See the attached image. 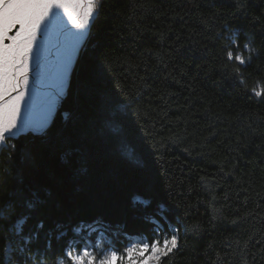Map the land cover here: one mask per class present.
<instances>
[{
  "label": "trees",
  "instance_id": "1",
  "mask_svg": "<svg viewBox=\"0 0 264 264\" xmlns=\"http://www.w3.org/2000/svg\"><path fill=\"white\" fill-rule=\"evenodd\" d=\"M98 4L90 42L49 124L0 150V206L39 193L34 210H22L31 216L25 231L42 220L53 233L27 264H69L65 245L81 247V238L98 234L72 226L134 221L138 201L149 200L165 203L177 230L178 247L161 264H264V97L251 91L264 88V0ZM233 36L240 48L252 45L245 65L227 57L237 55ZM105 93L120 94L127 121L109 117ZM109 119L124 123L118 135ZM5 216L8 235L15 217ZM57 224L66 233L59 240ZM100 232L119 253L141 234L124 226Z\"/></svg>",
  "mask_w": 264,
  "mask_h": 264
},
{
  "label": "snow or ice",
  "instance_id": "2",
  "mask_svg": "<svg viewBox=\"0 0 264 264\" xmlns=\"http://www.w3.org/2000/svg\"><path fill=\"white\" fill-rule=\"evenodd\" d=\"M98 7V0H0V147L14 148L8 141L18 138L31 127L27 116L31 107V101L27 99L30 80L35 69V81L39 83L41 60L48 37L53 36L64 48L59 73L63 84L73 68V58L90 42V25L97 15ZM244 47L249 48V44L245 43ZM227 57L229 60L235 59L240 65L246 63L242 55L234 56L232 51L227 52ZM94 71L97 79L103 82L106 77L103 62L97 60ZM251 91L256 97H264V88L258 90L254 87ZM119 95L105 93L103 102L109 117L118 115L122 121H127L128 106L119 99ZM107 123L115 135L125 126L114 119H109ZM120 146L130 160L136 159L134 149H130L126 143ZM39 200V193L21 192L16 194L15 199H9L0 206V220L7 218L6 212L15 217L7 230L8 235L4 234L5 229L0 225V244L5 245L0 264H27L33 259L29 253L41 239L50 242L53 238L52 230H44L42 220L36 223L34 230L25 231L31 216L22 210H34ZM138 203L143 207L134 221L114 224L96 219L87 227L82 226L83 222L71 227L74 232H100L102 229L111 230L121 226L135 228L141 232L138 242L126 246L120 254L114 249L104 251L99 258L88 250L87 245L79 254H74L71 250L73 244L67 243L62 251L69 264H161V260L178 247L177 230L172 228L163 201ZM63 229L64 225H56L57 240L65 236ZM169 229L172 233L170 236L167 235ZM149 230L150 236L143 234ZM36 254H40L38 249ZM59 264H64V261L61 260Z\"/></svg>",
  "mask_w": 264,
  "mask_h": 264
},
{
  "label": "rangeland",
  "instance_id": "3",
  "mask_svg": "<svg viewBox=\"0 0 264 264\" xmlns=\"http://www.w3.org/2000/svg\"><path fill=\"white\" fill-rule=\"evenodd\" d=\"M41 40L42 41L44 40L43 36L41 37ZM232 40L235 41L234 45L237 50L236 54L242 55L245 61L248 60L253 50L250 42H246L247 44H249V48L244 47L245 43L240 48L238 45V40L235 36H233ZM48 47H49V42L47 41V43L44 45V50L49 49ZM63 57L60 58V60H58L60 64H62ZM74 59L75 57L73 58V61ZM59 63H56L53 66L52 70L50 69L51 70L50 81L53 83L52 85L59 86L58 91L53 92V89L52 88L50 89L48 87V83H45L44 89L46 93L41 97H38V96L34 97L33 92L34 90H38L37 89L38 85L36 86L34 84L36 83L34 75L32 76V79L30 80V85L31 84L32 85L30 87L31 93H30V97L28 100L31 101L32 113L30 116H28V120L30 121V124H31V127L28 130H42L43 128H45L49 124L54 114L56 106L58 105L59 101L61 100L62 96L65 93L67 80L69 76L63 81V84H61V81L59 78L61 65H58ZM33 71H35V69ZM46 74H47L46 70L43 69L41 71L40 76H47L48 74L47 75ZM39 88H40V85H39ZM34 110L36 111V113H34ZM86 234L88 236L89 232H87ZM140 236L141 234L132 235V240L129 243H127L126 246H129L132 243L138 242ZM81 240H82L81 247L73 245L71 250L73 251L74 254H79L86 245L88 246V250L96 254L98 258L102 252L108 251L109 249H114L118 252V254H120L119 251L115 248V246L111 244L112 242L111 238L107 237L103 232H98V234L92 237L90 236V237L81 238ZM63 261H64V264H67L65 260Z\"/></svg>",
  "mask_w": 264,
  "mask_h": 264
},
{
  "label": "bare ground",
  "instance_id": "4",
  "mask_svg": "<svg viewBox=\"0 0 264 264\" xmlns=\"http://www.w3.org/2000/svg\"><path fill=\"white\" fill-rule=\"evenodd\" d=\"M65 19H66V17H65ZM48 42H49V47H48L49 49L44 50L43 56H42V60H41V71L43 69H45L48 75L46 74L47 76H40L39 84L38 83H34L36 86L38 85V88H37L38 90H34V92H33L34 97L35 96L41 97V96H43L46 93L45 89H44L45 83H48V87L50 89L52 88L53 92L58 91V89H59V86L52 85L53 83L50 81V72H51L53 66L56 63H59L58 60H60V58L63 57L64 48L51 35L48 37ZM58 65H61V64L59 63ZM34 72L35 71H33V75H34ZM31 85H30V87H31ZM39 85H40V88H39ZM30 93H31V90L29 89V97H30ZM29 97L27 99H29ZM31 113H32V110H31V107H30V109H29V111L27 113V116H30ZM34 113H36L35 110H34Z\"/></svg>",
  "mask_w": 264,
  "mask_h": 264
},
{
  "label": "water",
  "instance_id": "5",
  "mask_svg": "<svg viewBox=\"0 0 264 264\" xmlns=\"http://www.w3.org/2000/svg\"><path fill=\"white\" fill-rule=\"evenodd\" d=\"M79 53H80V52H79ZM79 53H78V55L75 57V59H74V61H73V68H74V65H75V63H76V60H77V58H78V56H79ZM73 68H72V70H73ZM72 70L70 71V74H69V77H68V80H67V85H68V83H69V80H70V77H71ZM67 85H66V87H67ZM62 97H63V96H62ZM0 150H1V148H0Z\"/></svg>",
  "mask_w": 264,
  "mask_h": 264
}]
</instances>
